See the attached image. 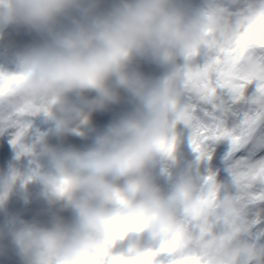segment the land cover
Segmentation results:
<instances>
[{"label": "clouds", "instance_id": "9594fccd", "mask_svg": "<svg viewBox=\"0 0 264 264\" xmlns=\"http://www.w3.org/2000/svg\"><path fill=\"white\" fill-rule=\"evenodd\" d=\"M0 264H264V0H0Z\"/></svg>", "mask_w": 264, "mask_h": 264}]
</instances>
